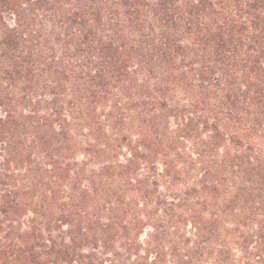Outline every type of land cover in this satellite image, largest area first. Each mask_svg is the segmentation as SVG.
<instances>
[{
    "label": "trees",
    "instance_id": "16d2710c",
    "mask_svg": "<svg viewBox=\"0 0 264 264\" xmlns=\"http://www.w3.org/2000/svg\"><path fill=\"white\" fill-rule=\"evenodd\" d=\"M0 264H264V0H0Z\"/></svg>",
    "mask_w": 264,
    "mask_h": 264
}]
</instances>
